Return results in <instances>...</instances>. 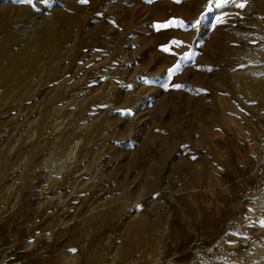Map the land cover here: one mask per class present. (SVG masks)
<instances>
[{
    "label": "rangeland",
    "instance_id": "obj_1",
    "mask_svg": "<svg viewBox=\"0 0 264 264\" xmlns=\"http://www.w3.org/2000/svg\"><path fill=\"white\" fill-rule=\"evenodd\" d=\"M258 79L264 0H0V264H264Z\"/></svg>",
    "mask_w": 264,
    "mask_h": 264
},
{
    "label": "snow or ice",
    "instance_id": "obj_2",
    "mask_svg": "<svg viewBox=\"0 0 264 264\" xmlns=\"http://www.w3.org/2000/svg\"><path fill=\"white\" fill-rule=\"evenodd\" d=\"M18 2H19V3H22V4H28V5H33V4H34V0H18ZM41 2H43V3H47L48 0H41ZM78 2H80V3H87L88 0H78ZM218 6H219V5H218ZM237 6H239V7H243L244 4L241 3V4L237 5ZM173 24H180V25H182V22H180V21H169V22L166 23V24H163V25H157V27H158V28H159V27H170V26H172ZM173 43H175V44H179L180 42H178V41H173ZM163 50H164V51H168V48L165 47ZM179 68H180V65L177 64V65L175 66L174 69H170L169 71H170V72H172V71H178ZM176 87L179 88V87H181V86H180V85H176ZM262 224H264V222H262Z\"/></svg>",
    "mask_w": 264,
    "mask_h": 264
},
{
    "label": "bare ground",
    "instance_id": "obj_3",
    "mask_svg": "<svg viewBox=\"0 0 264 264\" xmlns=\"http://www.w3.org/2000/svg\"><path fill=\"white\" fill-rule=\"evenodd\" d=\"M262 68V67H261ZM255 71H257L258 70V68H255L254 69ZM262 71H260V73H261ZM259 73V74H260ZM252 75H253V73H252ZM254 80V79H253ZM264 81L263 80H261V79H258L257 81H254L253 82V87L258 91V93H259V95L260 94H264V92H263V90H264V85H262V83H263ZM252 87V88H253ZM251 88V87H250Z\"/></svg>",
    "mask_w": 264,
    "mask_h": 264
}]
</instances>
